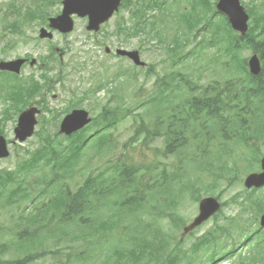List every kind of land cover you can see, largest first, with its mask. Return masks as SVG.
Instances as JSON below:
<instances>
[{
	"label": "trees",
	"instance_id": "16d2710c",
	"mask_svg": "<svg viewBox=\"0 0 264 264\" xmlns=\"http://www.w3.org/2000/svg\"><path fill=\"white\" fill-rule=\"evenodd\" d=\"M141 1V5L136 7L133 12L134 16L143 17L146 8L159 6L158 0ZM177 1L182 3L189 0ZM215 2L216 0H197L191 4L192 7L189 11L179 5L175 8L176 12L175 9L169 10L170 6L167 4H163V7L159 9L161 14L151 20L147 31L146 27L142 31H146L150 37L157 38L159 43H166L165 49L171 56V61L176 59V55L180 51L179 48L187 47L190 39L195 44L187 55L197 51L198 55L203 53L208 58L212 51L211 59L219 64L221 69L228 68L230 62L237 60L244 47L252 50L253 53L254 51L258 52L264 57V41L252 47L253 42L250 36H247L245 40L233 38L225 17L216 12ZM261 8L264 9V5L261 4ZM166 15H168L166 18L163 17ZM168 20L176 25V34L171 38L162 34L163 29L167 28ZM257 21L264 28V16L258 18ZM136 26L140 28L138 23ZM189 34L190 39L188 38ZM184 38H186V42L181 46ZM198 38L199 41H197ZM228 69L231 73L230 76L224 77V74L220 73L218 81L202 84L199 89L189 80L184 82L186 87L183 88L177 86L178 84L172 85L167 81L170 76L165 75L160 89L143 94L140 100L132 102L125 109H114L124 114L121 118L116 115L112 119L107 118L109 112L107 109L103 110L98 117L101 119L100 124L92 122L88 125L89 127L87 126V129L84 128L91 132L88 139L82 135L84 129L60 140L46 138L41 141L40 148L34 152L25 150L26 157L20 159L22 161L17 164L15 169L0 171V190L2 192H8L24 200L29 198L31 191L35 195L36 209L29 213V219L27 218V241L25 242L29 248L37 245V235L40 232H50L48 225L54 216L67 219L64 196H67L68 189L65 182L63 186L58 180L63 179L66 173L73 176V168L78 159L84 161L85 157L98 155L99 159L105 163L113 162L118 166L116 171L107 172L108 179H111L115 184L118 183L115 193L106 194L101 191L95 185L96 179L92 173L87 176L81 186L80 204L94 218L89 233L102 237L110 234L115 227L122 225L127 220L128 212H133L138 216L146 198H150L149 200L154 201L159 207L177 201L181 194L178 190L176 193L173 192V182L184 178L175 168L176 175L170 178L167 166L163 168L161 166L164 165L167 158L169 159L176 153L178 156L173 161L182 163V152L184 148L189 147L192 141H197L202 147V151L206 152L205 146L219 142L214 138L213 133L221 136V142L224 140L227 143L239 138L240 135L245 136V133L262 132L253 129L252 127L255 125L249 123L248 119L258 118L264 121V78L262 82L255 83L256 91L248 95L252 99L244 102L243 108L240 110L235 93L236 87L239 85L237 83L239 76L236 74L235 68ZM240 69L242 76L246 71L248 73L246 59L242 58ZM262 69L264 70V62ZM180 77L183 84L184 77L178 75V78ZM212 86L213 90L207 89ZM130 101L134 100L130 98ZM126 117L132 119L133 132L121 145L122 150H119L117 144L112 143L111 130ZM208 126L214 127L213 133L208 131ZM261 127L264 130V123L261 124ZM95 129L96 136L94 135ZM0 135H3L1 130ZM220 145L222 147L216 149L217 153H215L219 166L214 169V174L226 176L231 173L228 163L223 164L225 161L222 159V156L227 154V148L223 146V143ZM229 158L233 164L234 158L232 156ZM140 161L145 162L142 165L144 168L138 164ZM208 161L212 164L211 160ZM186 162H189L187 157ZM186 162L182 164L185 165ZM153 163L159 165H153ZM91 168L92 165L89 164V170ZM196 168H202V165L189 169ZM210 170L205 169V172L210 174ZM190 186L193 189V185L190 184ZM6 204L10 206V203ZM99 208H103V210ZM231 226L235 230H240L236 222ZM124 227L132 228L134 234L129 241L130 248L125 250V253H122V247H115L120 256L125 255L131 264H137L141 258L145 257H148L149 260L146 264H164L159 259L160 257L152 256V253L159 248L162 253L166 252V249L170 247L168 234L153 227L150 222L125 223ZM8 231L11 230L8 229ZM14 231L15 229L12 230L10 237L14 235ZM25 231L26 229L23 232L20 230L19 234H21H18L20 238L24 236ZM217 239V233L209 230L198 237L191 246L194 251H197L212 240L217 242ZM19 240L22 250L25 242ZM104 240L101 241L98 248L103 246ZM180 244L181 242L177 240V244L174 246L175 251L181 250ZM98 248L88 242L82 245L80 255L88 251L99 253ZM109 249L110 242L107 251ZM39 257L28 256L24 258V261L31 263ZM54 257L56 258L55 255ZM250 261L251 257L244 264H248ZM104 263L109 264L107 261Z\"/></svg>",
	"mask_w": 264,
	"mask_h": 264
},
{
	"label": "rangeland",
	"instance_id": "374dc122",
	"mask_svg": "<svg viewBox=\"0 0 264 264\" xmlns=\"http://www.w3.org/2000/svg\"><path fill=\"white\" fill-rule=\"evenodd\" d=\"M135 1V0H132ZM195 1L197 0H189L188 2H182L180 3L177 0H167V5L170 6L169 10L175 9L176 7H178L179 5L181 7H185V9L187 11H189L192 7L191 4H193ZM246 2V4H250L253 3V0H242V2ZM262 5H264V0L260 3ZM57 7H54L53 10H56ZM176 10V9H175ZM151 15H156V12L153 13H149ZM159 14H161V11H158L157 15L159 16ZM120 15H123L124 17L128 18V12L127 10H121L117 15H115L111 20L110 23L105 26L108 27V31H111L113 29V26L116 25L117 21H119L120 19ZM163 16V17H167ZM13 20H17L16 17H12V21ZM87 22L84 19H78L75 21V25H76V30L75 32L70 35L67 39V41H63L61 43V46H66V47H70L67 50V54L68 56H71L72 58H70V62H72V65H81L82 66V71L85 72L86 74H88V76L90 77L91 81H96L95 78H93V76H95L97 78V80L99 81L100 84L103 85H107L108 84V80L105 76L101 75L100 72H102V69L100 68L104 63L109 67V70H111V67L114 63V67L115 68H119V69H124L130 66H134L131 62L129 61H124V58L122 57H118L114 54V50L117 48H122V49H132V50H137L140 53V57L141 60L144 61L145 63H147L149 66H151V72L150 75L153 74L154 72H156L159 76L160 74L164 71L163 68L165 67L163 63H161V61L163 60H169L171 59V56H169V54L167 53L166 49L163 48L162 45H160L157 42V39H148L147 35L144 34H138L135 36H126L124 34L122 35H114L111 37H104V38H100V41H97L96 43L93 44L92 41H87L86 35H85V26H86ZM163 31H165V35L170 37L171 35H175L176 31H174V28L169 25L167 28L165 27L163 29ZM27 35L29 37H31L32 40H34V37L36 36V26H32L29 27L27 29ZM90 36L92 38H94L93 34L90 33ZM190 36V34L188 35V37ZM60 37L58 35L55 36V41L59 42ZM86 40V44H84V41ZM95 40V39H94ZM199 40V39H198ZM1 44V43H0ZM38 47H36V45L33 44V42L29 41L28 45H24V44H18L16 45V54L18 56H23V55H27V54H32L33 57L36 56H40V55H45L47 53V49L44 46V43H40L37 44ZM106 49H109L110 53L107 54ZM15 50V49H14ZM10 50L9 48H5L3 50V52L8 53ZM187 53V52H186ZM185 53V54H186ZM10 53H8L7 55H9ZM182 49H180V55H182ZM245 55H247V51L244 52ZM212 55V51L209 53L208 57ZM74 56V57H73ZM186 57H189V55H187ZM61 59V56H60ZM62 61H66L67 57H64L63 59H61ZM191 60V64L189 65H182L180 66L179 70L181 72V74L184 77V81L183 84H180L179 86L181 88L186 87V84L184 82H187L188 80H196L197 75H196V69L198 68V64H196L195 61ZM118 61V62H117ZM129 64V65H128ZM241 64H242V56L238 55L237 60L230 62L228 68L233 67L237 70V75L238 76H242L241 73ZM52 66V68L55 67V64H50ZM128 65V66H127ZM44 67H47V64L43 65ZM48 68V67H47ZM213 68L215 70V66L213 65ZM221 69L220 72L224 74V77H228L231 75L229 69ZM136 71V70H135ZM113 72H117L116 70H112L110 71V73ZM146 71L143 72H139L138 73V78L136 80V84L134 85V87H130V86H126L125 89L127 90V92L129 93H133L135 91H137L138 86L143 85L144 89L147 90V92L150 91V89L152 88L153 84H154V77H147L145 75ZM54 76V73H52ZM23 75V73L18 76V78L22 79V80H26V77L21 78V76ZM16 79H13L12 81L15 82ZM178 82V83H177ZM181 83V80L177 79L176 82H174L172 85L175 84H179ZM5 84V81H4ZM89 86L87 84L83 85V89H87ZM141 89H143L141 87ZM52 95L48 96L49 97V101L51 100V97L53 95H56V93L54 91H52ZM101 96L103 94H100ZM138 95V94H137ZM106 96V95H105ZM28 96L24 95L23 99L24 101L28 100ZM29 101V100H28ZM59 105V103H58ZM60 105H62V103H60ZM1 111L2 108H0V117H1ZM262 124V120L261 119H256V121L254 122V129H256L257 131H262V132H256V133H252V137L256 138V137H260L262 135H264V130L261 127ZM4 136L9 139L12 140L13 139V124L12 122H5L4 123ZM208 131L213 133V126H208ZM112 138L115 144L120 143L121 140H123L129 133V131L127 130V124L126 122H120L117 127L112 130ZM213 136L215 139H217L218 143H213L210 148H209V155L216 161L218 162V158L215 157V153H217V150L220 147L221 142V136L217 135L216 133H213ZM30 140V143L25 144H20V146L18 145H14L11 146L10 148V155L9 157L0 160V170L3 169H13L14 166L17 165L18 161L15 151L18 152L19 155H22L23 153V148H29V147H33L35 148L36 145L34 144L35 141L37 140V138H32ZM22 146V147H21ZM122 150V148H121ZM193 149L192 148H185L182 152L181 155V159L184 160L186 155L188 153H192ZM177 154L174 155V157H172L171 159H169L167 161L170 162L172 160H175L177 158ZM218 156H219V152H218ZM115 157V156H114ZM159 162H161V160H158ZM228 161L224 162L223 164H227ZM222 164V165H223ZM237 165L239 166L241 172H237L240 175V178L242 180V182L244 181L245 177L247 176V174H244L246 171L249 173L248 170L253 169L252 167L248 166V164L242 160H238L237 161ZM248 169H246V168ZM257 168L259 167L258 165L256 166ZM254 172H259V171H254ZM234 175V173H233ZM83 176H81L78 181L82 184L83 182ZM224 181H221L219 183V186L216 187L214 189V193L218 194L221 189H224ZM242 190V185L241 184H235L230 188H227L226 190H224L223 193H220L219 195H221V200H229L230 198L233 197L235 199H237V201L239 200L236 196V194H242V192L240 191ZM228 201V202H229ZM240 211V207L237 205V202H231V204L228 205L227 208L223 209V213L226 217H234L235 219H237L235 216H237L239 214ZM180 215L183 218V220L188 223L189 221H191V219L196 215L197 213V206H195L191 201H185L183 203L182 206H180ZM225 218L219 216L216 220L214 221H209L207 222L204 226L199 227L195 230L194 235L190 236L191 238H189V236L185 239L184 241V245L188 246L195 237L202 235L204 232H206L208 229L212 228L213 226H215L216 224L219 225H223L225 224L224 221ZM14 222H16V218L14 216V212L12 213H6V210H0V223L4 224L5 226H7L8 228H10L11 226H13ZM12 229V228H11ZM4 231H1L0 234H4ZM238 237V236H236ZM222 238V236H221ZM10 239L13 238H5V242H9ZM227 245H229V243H232L234 241V239L232 238V236L225 234L224 235V239H223ZM39 242H40V246L34 250L30 251V254H36V253H42L44 251V249H49L52 247H57V248H62L63 244L61 243L60 240H58L57 238H54L51 234H47V233H43L40 237H39ZM229 242V243H228ZM254 243V242H253ZM82 245V242L79 240H76L75 242H71L70 243V250H69V254L66 257H73L75 255H77V252L80 251L79 246ZM249 247H247L248 249ZM61 250H65V248H62ZM239 250V249H238ZM241 251V250H240ZM208 253V252H207ZM241 253V252H238ZM92 257H90L89 262H86L85 264H100L101 259H102V255L101 254H97V253H93L91 254ZM17 254H15L13 252V249H9V254L6 256H1L0 259H4V260H11V259H16ZM33 264H57L56 263V258L51 255L50 253H46L42 258L38 259L37 262L33 263ZM75 264H83L81 261H76ZM220 264H224V263H220Z\"/></svg>",
	"mask_w": 264,
	"mask_h": 264
},
{
	"label": "water",
	"instance_id": "95a60500",
	"mask_svg": "<svg viewBox=\"0 0 264 264\" xmlns=\"http://www.w3.org/2000/svg\"><path fill=\"white\" fill-rule=\"evenodd\" d=\"M69 4L78 5L80 7V16H88L89 30H97L99 24L106 21L117 9L120 0H68ZM217 9L225 13L228 17L229 23L233 30L241 32L244 34L246 30L247 16L244 10L239 5V0H219L217 4ZM50 28L61 29V32L67 33L72 30L71 22L64 23V21H59L57 19H52L49 21ZM69 23V24H68ZM119 54L126 55L131 58L136 65H142L139 61V56L137 52L125 53L119 52ZM19 62L16 67L19 66ZM249 67L251 73L258 74L260 70L259 61L256 57H253L249 61ZM35 110H28L20 114L18 119L17 128L14 130L16 138L23 141L26 137L32 135L33 127L35 125L34 119ZM87 123V114L82 111H75L69 116H67L61 123L60 132L64 134H70L80 128H82ZM9 155L6 142L2 136H0V159L6 158ZM260 174H252L246 180V186H260L264 184V158L261 161ZM217 206L214 200H205L200 205L201 214L200 217L195 221V223L190 227L199 224L202 220L207 218L213 211H215ZM190 228L186 229L189 230Z\"/></svg>",
	"mask_w": 264,
	"mask_h": 264
},
{
	"label": "flooded vegetation",
	"instance_id": "af4514ba",
	"mask_svg": "<svg viewBox=\"0 0 264 264\" xmlns=\"http://www.w3.org/2000/svg\"><path fill=\"white\" fill-rule=\"evenodd\" d=\"M0 16L16 17L19 25H29V18H36L39 22V15L36 10H29V0H0ZM41 27L37 29L38 37ZM28 62L29 58L26 59Z\"/></svg>",
	"mask_w": 264,
	"mask_h": 264
}]
</instances>
